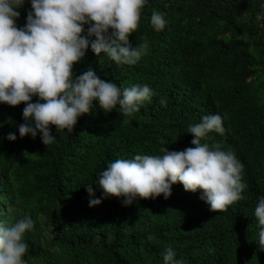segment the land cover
<instances>
[{
  "label": "trees",
  "instance_id": "16d2710c",
  "mask_svg": "<svg viewBox=\"0 0 264 264\" xmlns=\"http://www.w3.org/2000/svg\"><path fill=\"white\" fill-rule=\"evenodd\" d=\"M19 11L22 27L30 0ZM153 11L168 21L163 31L153 29ZM130 42H147L136 65L117 66L89 48L74 72L91 67L121 87L149 85L151 101L132 116L94 104L73 133L53 126L56 140L47 146L39 135L20 137L23 103L0 104V220L33 219L27 264H163L168 247L184 264H264L254 216L264 194V0H148ZM217 113L226 134L202 142L234 151L244 164L243 198L227 211H210L202 190L179 183L168 199L125 206L103 198L96 183L111 162L194 147L189 126ZM88 185L100 205H89Z\"/></svg>",
  "mask_w": 264,
  "mask_h": 264
},
{
  "label": "clouds",
  "instance_id": "9594fccd",
  "mask_svg": "<svg viewBox=\"0 0 264 264\" xmlns=\"http://www.w3.org/2000/svg\"><path fill=\"white\" fill-rule=\"evenodd\" d=\"M24 3L0 0V104L25 105L24 123L17 126L21 138L39 135L49 146L56 140L53 126L59 133H73L79 118L92 114L94 104L106 114L118 108L127 117L151 101L154 92L147 84L121 87L102 79L91 67L79 75L74 72L89 48L117 66L136 65L147 51V42L133 47L130 36L138 30L148 0H30L26 24L19 27V9ZM150 23L160 32L168 21L164 14L153 11ZM34 97L39 99L33 102ZM160 103L166 106L167 101L161 98ZM213 132L226 134L219 113L204 115L189 126L194 147L117 159L99 174L96 185L103 190L104 199L114 196L131 206L138 199H168L172 186L179 183L189 192L202 190L201 199L210 211H227L243 198L244 164L234 151L202 142ZM7 139L16 141L17 135L9 133ZM86 190L90 206L103 202L95 197L92 185ZM254 216L257 244L264 251V194L258 198ZM33 228L30 216L15 223L0 220V264H27L24 237ZM161 255L163 264H184L172 247Z\"/></svg>",
  "mask_w": 264,
  "mask_h": 264
}]
</instances>
